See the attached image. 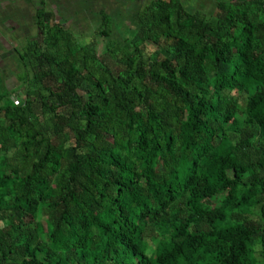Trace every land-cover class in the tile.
Returning <instances> with one entry per match:
<instances>
[{"label": "trees", "instance_id": "16d2710c", "mask_svg": "<svg viewBox=\"0 0 264 264\" xmlns=\"http://www.w3.org/2000/svg\"><path fill=\"white\" fill-rule=\"evenodd\" d=\"M81 2L0 69V264H264V0Z\"/></svg>", "mask_w": 264, "mask_h": 264}, {"label": "rangeland", "instance_id": "374dc122", "mask_svg": "<svg viewBox=\"0 0 264 264\" xmlns=\"http://www.w3.org/2000/svg\"><path fill=\"white\" fill-rule=\"evenodd\" d=\"M183 1L186 7L200 9L201 13H204V14L206 13L211 14V11L214 10L215 3L222 2V1L226 2L229 0H183ZM59 2H60L59 11L60 10L61 11L71 10V7L76 12H77V9L79 8H81L80 10H84V7L81 6L82 4L81 0H59ZM123 2H125V0H123ZM17 3L19 6L25 7L26 10H28L27 11L29 13L28 16H30V22H29L30 29L26 32L28 36L27 37L23 35L18 36L17 39L14 41L16 49L20 50L26 44L29 37H33L37 34V29L34 25V15H35L36 8L39 6V3H38V0H31V3L29 4H26V2L23 0H17ZM57 11L58 10L55 9L56 13ZM79 15L83 20H80L79 26L75 30L73 29L74 31L73 33L76 34L75 36H77V38L81 40L82 43L88 44V42H90L91 39L94 38L93 34L96 31L98 23L96 19H90L89 16H86L85 12H81L79 13ZM72 25L73 23L72 21H70L65 25V27L69 28ZM11 33L13 34L12 31ZM96 41H97V46H96L97 52L98 54H101V51L103 49L102 47L105 41H103V39H96ZM18 59L19 58L17 54L14 52L12 55L7 56L5 60L0 59V69L2 73L5 75V78L3 81L8 89H14L18 85V82L15 78L20 74ZM104 60L106 61L107 64L112 66V62H110L109 58H105ZM0 78H1V72H0ZM237 97L240 103H243L245 101L244 95H239ZM12 99L13 101H15V103H19L23 99V93L20 91L19 95L16 97L14 96Z\"/></svg>", "mask_w": 264, "mask_h": 264}, {"label": "crops", "instance_id": "0c3cea01", "mask_svg": "<svg viewBox=\"0 0 264 264\" xmlns=\"http://www.w3.org/2000/svg\"><path fill=\"white\" fill-rule=\"evenodd\" d=\"M26 4L31 0H23ZM30 1V2H29ZM40 1L38 0L39 6ZM122 3L124 4L125 2ZM38 6V7H39ZM36 8L39 9V8ZM35 10V12H36ZM25 7L19 6L17 0H0V59L5 60L14 52V41L18 36L28 35L26 32L30 29V16ZM35 16V15H34ZM28 18V19H27ZM5 31V32H3ZM13 32V34L11 33ZM16 32V34H15ZM15 53V52H14Z\"/></svg>", "mask_w": 264, "mask_h": 264}, {"label": "built area", "instance_id": "2783aa9c", "mask_svg": "<svg viewBox=\"0 0 264 264\" xmlns=\"http://www.w3.org/2000/svg\"><path fill=\"white\" fill-rule=\"evenodd\" d=\"M15 102V101H14Z\"/></svg>", "mask_w": 264, "mask_h": 264}]
</instances>
